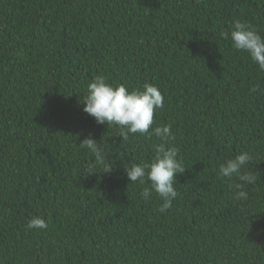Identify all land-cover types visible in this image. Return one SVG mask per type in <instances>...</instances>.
Returning <instances> with one entry per match:
<instances>
[{
    "label": "trees",
    "instance_id": "obj_1",
    "mask_svg": "<svg viewBox=\"0 0 264 264\" xmlns=\"http://www.w3.org/2000/svg\"><path fill=\"white\" fill-rule=\"evenodd\" d=\"M237 20L264 36V0H0V264H264V71L222 37ZM98 75L164 95L185 169L164 213L124 171L161 141L83 111ZM244 151L246 201L218 174Z\"/></svg>",
    "mask_w": 264,
    "mask_h": 264
},
{
    "label": "clouds",
    "instance_id": "obj_2",
    "mask_svg": "<svg viewBox=\"0 0 264 264\" xmlns=\"http://www.w3.org/2000/svg\"><path fill=\"white\" fill-rule=\"evenodd\" d=\"M222 37L230 40L232 47L238 51L246 52L252 62L264 71V36L254 27L239 20L235 21L228 32H222ZM250 91H260L259 87H253ZM83 111L93 117L98 124L117 126L120 137L126 140L131 134H154L161 143L156 144L155 156L150 164L133 163L124 167L126 176L130 182L145 180L150 182V187H144L140 196L147 201L151 192H155L162 201L159 211L166 212L172 207L178 192L175 187L176 175L184 172V168L178 158L179 151L169 144L172 138L171 126H156L154 113L164 104V95L158 87L151 83H144L141 88L131 91L124 85H113L103 75H98L87 85L86 95L83 98ZM151 128V132L149 129ZM81 149L91 153L97 164L104 166V172L112 170L104 149L100 142L87 137L79 143ZM252 156L247 151L241 152L232 158H228L218 165V174L222 178L233 180L234 199L247 200L248 193L243 190L245 184L251 185L257 177L248 169ZM27 229H44L47 227L44 218L32 215L27 221Z\"/></svg>",
    "mask_w": 264,
    "mask_h": 264
}]
</instances>
